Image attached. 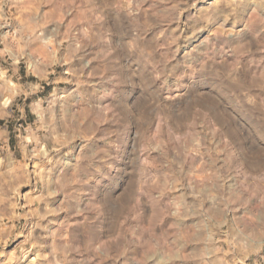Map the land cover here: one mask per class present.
Returning a JSON list of instances; mask_svg holds the SVG:
<instances>
[{"label":"rangeland","instance_id":"374dc122","mask_svg":"<svg viewBox=\"0 0 264 264\" xmlns=\"http://www.w3.org/2000/svg\"><path fill=\"white\" fill-rule=\"evenodd\" d=\"M29 262L264 264V0H0V264Z\"/></svg>","mask_w":264,"mask_h":264},{"label":"bare ground","instance_id":"6f19581e","mask_svg":"<svg viewBox=\"0 0 264 264\" xmlns=\"http://www.w3.org/2000/svg\"><path fill=\"white\" fill-rule=\"evenodd\" d=\"M37 260V259H36ZM29 264H34V262H29Z\"/></svg>","mask_w":264,"mask_h":264}]
</instances>
